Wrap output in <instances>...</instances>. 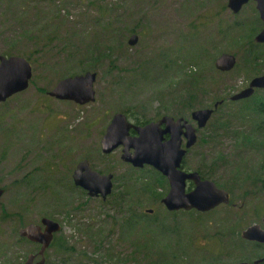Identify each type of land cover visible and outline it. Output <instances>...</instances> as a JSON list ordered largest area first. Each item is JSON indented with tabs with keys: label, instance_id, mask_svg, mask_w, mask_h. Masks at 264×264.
Returning <instances> with one entry per match:
<instances>
[{
	"label": "rangeland",
	"instance_id": "1",
	"mask_svg": "<svg viewBox=\"0 0 264 264\" xmlns=\"http://www.w3.org/2000/svg\"><path fill=\"white\" fill-rule=\"evenodd\" d=\"M97 8L105 10L102 17ZM256 17L253 1L233 14L226 0H0V54L29 57L33 68L28 88L0 102V264H23L37 251L35 244L19 240L18 230L42 216L58 221L62 228L56 236L75 248L63 263L51 247L46 264H128L129 240L120 226L125 211L136 208H151L156 217L177 223L182 233L177 264H229L264 253L238 236L255 221V211L264 209V145L254 138L235 141L230 132L243 122L233 120L229 132L210 124L221 112L230 113L231 105L219 107L257 75L249 67L264 72L258 60L245 63L246 44L241 45L245 30L251 25L253 34L259 30ZM234 22L238 27L226 33ZM132 32L137 41L128 45ZM191 51L199 56L193 58ZM221 52L235 57L229 71L213 66ZM85 71L97 74L93 102L47 94L58 79ZM191 75L202 84L195 109L222 102L197 129L181 167L206 171L229 191L233 206L168 214L160 203L168 188L165 177L158 172V198L128 194V177L153 168L124 162L120 147L102 153L100 140L115 112L140 120L163 114L189 118L182 105ZM256 92L261 94L257 89L252 95ZM81 159L113 174L105 201L73 186L71 175ZM123 192L126 200H117Z\"/></svg>",
	"mask_w": 264,
	"mask_h": 264
},
{
	"label": "water",
	"instance_id": "2",
	"mask_svg": "<svg viewBox=\"0 0 264 264\" xmlns=\"http://www.w3.org/2000/svg\"><path fill=\"white\" fill-rule=\"evenodd\" d=\"M248 1H253L261 23L252 40L255 43H264V0H226V7L234 14ZM136 41L137 35L131 33L128 36V45H133ZM234 64V55L227 52H221L213 61L214 68L223 72L232 69ZM32 76V64L26 57L18 54H0V102L27 89ZM96 76L94 71H85L62 77L47 91V94L78 104L93 102L96 96L94 88ZM256 89H264V72L251 77L247 85L229 95L228 100L248 98ZM220 102H214L212 107L191 110L189 118L182 116L174 118L164 114L157 120L148 121L143 125H134L127 120L123 112H115L101 137V151L107 154L122 145L121 158L132 167L140 168L148 165L164 176L168 188L160 198V203L167 211L206 212L220 204H228L229 193L224 188L218 187L211 179L201 178L195 170H184L181 167L186 150L196 140L197 129L205 125ZM130 128L135 131L134 135L129 134ZM164 135L167 137L165 138ZM112 177L111 173L103 174L91 168L87 159L80 160L72 173L75 185L85 189L90 196L99 195L103 198L112 191ZM188 182L192 184L189 189ZM3 193L4 189L0 187V198ZM262 196L264 197V191ZM146 211L152 210L146 209ZM261 223L262 229L257 224L249 225L240 231V237L264 243V218ZM61 228L58 221L47 216H42L39 223L29 222L20 227L18 230L20 237L40 244L36 253L40 258L34 262L36 255L30 252L23 264H45V251L53 240V234ZM260 260H254L253 264H257ZM232 264L249 263L240 261Z\"/></svg>",
	"mask_w": 264,
	"mask_h": 264
},
{
	"label": "trees",
	"instance_id": "3",
	"mask_svg": "<svg viewBox=\"0 0 264 264\" xmlns=\"http://www.w3.org/2000/svg\"><path fill=\"white\" fill-rule=\"evenodd\" d=\"M100 13L101 17L104 15L105 10L101 8L96 9ZM255 21L259 22V19L256 17ZM251 23L252 20H250ZM238 23L234 22L226 28V33L233 31V29L238 27ZM261 25V24H260ZM260 27V26H259ZM250 28V29H249ZM248 30H245L242 33L241 45L246 44L245 50V63L255 62L258 60L261 63V66H264V43H255L252 41V35L255 27L251 25ZM193 58H197L199 55L196 52H190ZM29 60V57H26ZM30 61V60H29ZM248 72L251 74H261L263 73L261 68L260 70L249 67ZM198 76V75H197ZM196 75H191L187 79V85L189 88L186 89V97L183 102V110L189 112L194 108L195 105L201 104L197 100L196 93L201 92L202 84L197 79ZM256 76V75H254ZM257 90V89H256ZM255 90V91H256ZM259 90V89H258ZM261 94H253L249 98H244L236 101H228L227 104L223 103L219 107V110L226 105H231L230 108H227V111L230 113H220V116L215 120L211 119V123L215 130L225 129L226 132H229L233 129L234 121H240L245 123L243 128L239 130H232L230 133L233 134L235 141L252 139L259 140L260 145H264V89H260ZM219 101V100H218ZM222 102V100H220ZM216 102V101H215ZM221 102L219 104H221ZM214 108V110L219 106ZM213 110V111H214ZM212 115V114H211ZM210 115V117H211ZM180 116V115H179ZM209 117V118H210ZM136 124H142L147 120H140L138 118L133 119ZM208 122V121H207ZM248 128L246 131L243 129ZM182 162V161H181ZM201 177L211 179L205 172L200 169L196 170ZM137 175H130L128 177L130 184H128V194H150L153 198H158L160 194H157L154 184H156L161 176L154 169L149 168L147 173L143 169H139ZM162 177V176H161ZM160 181V180H159ZM127 195L123 192L122 195L117 194V200H126ZM231 201V199H230ZM117 203V202H116ZM115 204V202H114ZM118 204V203H117ZM151 209V208H149ZM168 214H174L175 211H169ZM124 218L121 223V232L124 239L129 240V251H128V264H144L146 261L147 264H177L178 252L181 249V236L180 231L177 227L175 221L170 223L166 218H158L155 214H152L142 208L139 209H130L125 211ZM174 217V215L172 216ZM96 233V232H95ZM100 234L101 232H97ZM19 240H25L24 238L19 237ZM99 240V239H98ZM167 242V243H164ZM169 243L173 245L171 249L169 248ZM54 251L60 256V261L66 263L71 259L72 253L75 251L74 246L69 245L66 239L63 237H55L51 246ZM177 250V251H176ZM86 257V255L81 254V256ZM107 255H109L107 253ZM93 260V259H92ZM93 264H97L95 260L92 261ZM13 264H20L14 262ZM180 264V263H178Z\"/></svg>",
	"mask_w": 264,
	"mask_h": 264
},
{
	"label": "flooded vegetation",
	"instance_id": "4",
	"mask_svg": "<svg viewBox=\"0 0 264 264\" xmlns=\"http://www.w3.org/2000/svg\"><path fill=\"white\" fill-rule=\"evenodd\" d=\"M133 33V32H132ZM131 34V33H130ZM129 34V35H130ZM136 34V33H135ZM97 77V76H96ZM57 99V98H56ZM220 101V100H219ZM124 113V112H123ZM125 114V113H124ZM126 115V114H125ZM164 115V114H163ZM160 116H162V115H160ZM160 116H157V117H155V119H151V120H147L146 122H148V121H154V120H157L158 118H160ZM171 116V115H170ZM126 117H127V120L129 121V122H131L132 124H134V125H143V124H145L146 122H144V123H142V124H136L134 121H133V119H130V118H128V115H126ZM173 117V116H172ZM175 118V117H174ZM129 134L130 135H134L135 134V131L134 130H132L131 128L129 129ZM164 137L166 138L167 137V135H164ZM121 148V154H120V158H121V155H122V148H123V146L122 145H119L118 147H116L115 149H117V148ZM114 149V150H115ZM113 150V151H114ZM113 151H111V152H113ZM187 151V150H186ZM110 152V153H111ZM103 153V152H102ZM104 154H106V153H104ZM107 154H109V153H107ZM122 159V158H121ZM82 160V159H81ZM123 160V159H122ZM88 161V160H87ZM124 161V160H123ZM79 162V161H78ZM124 162H126V161H124ZM126 163H128V162H126ZM129 164V163H128ZM185 170V169H184ZM196 171V170H195ZM197 172V171H196ZM73 173V172H72ZM100 173H102V172H100ZM103 174H108V173H103ZM112 174V173H111ZM199 174V173H198ZM113 175V174H112ZM199 176H200V174H199ZM201 177V176H200ZM71 178H72V175H71ZM201 178H204V177H201ZM209 179V178H208ZM213 181V180H212ZM72 182H73V179H72ZM214 182V181H213ZM187 184H189L190 185V187L192 186V184L190 183V182H188ZM73 186L74 187H76V188H78V189H81V191L83 192V193H85V194H87L89 197H93V198H100L102 201H105L106 200V198L111 194H109L106 198H103V197H101V196H90L89 194H88V192L85 190V189H83L82 187H80V186H77V185H75L74 184V182H73ZM219 187V186H218ZM112 188H113V177H112ZM187 188H188V185H187ZM222 188V187H221ZM189 189V188H188ZM225 189V188H224ZM226 190V189H225ZM227 191V190H226ZM264 191V189L261 191V195H262V192ZM112 192V191H111ZM228 193H229V191H227ZM263 197V196H262ZM264 198V197H263ZM225 205H231V206H233V203L230 201V193H229V202H228V204H225ZM215 208V207H214ZM213 209V208H212ZM211 210V209H210ZM209 211V210H208ZM48 217V216H47ZM254 218H255V221H253V222H250V223H248L246 226H244L242 229H244V228H246L247 226H249V225H252V224H257L258 225V227L260 228V229H262L263 228V225H262V223H261V220H262V218H264V209L262 208V209H257V211H255V213H254V216H253ZM253 218V219H254ZM53 219V218H52ZM40 220V219H39ZM35 223V222H34ZM234 224H236V223H234ZM233 224V225H234ZM24 225H26V224H24ZM23 225V226H24ZM238 225H240V223H238L237 224V226ZM242 229H240V231L242 230ZM60 231V230H59ZM58 231V232H59ZM240 231H239V233H238V236H239V238H240V240H241V242H243V245H247V246H253L254 248H259L260 249V251H262V250H264V243H262V242H257V241H254V240H247V239H243V238H241L240 237ZM58 232H55L54 234H53V240H54V238L56 237V234L58 233ZM20 237V236H19ZM21 238H24V239H26L25 237H21ZM27 241H29L28 239H26ZM53 240L51 241V243L53 242ZM30 242V241H29ZM31 243H33V242H31ZM51 243H50V246H51ZM33 244H35L37 247H38V249H37V251L39 250V248H40V244H38V243H33ZM48 247V249H50L51 247ZM47 249V250H48ZM47 250L45 251V264H46V252H47ZM37 251L36 252H33V253H35V255H36V253H37ZM30 253V252H29ZM28 253V254H29ZM40 258V256L39 255H36L35 256V258H34V262H36L38 259ZM258 259H261L260 261H258V263L257 264H264V253H262V254H260V255H258V256H255V257H253V258H251L250 260H237V261H235V262H240V261H245V262H248L249 264H253V261L254 260H258ZM235 262H231V263H229V264H232V263H235Z\"/></svg>",
	"mask_w": 264,
	"mask_h": 264
}]
</instances>
